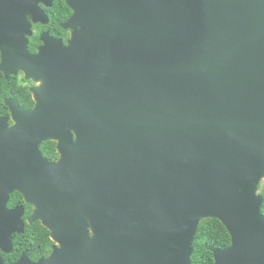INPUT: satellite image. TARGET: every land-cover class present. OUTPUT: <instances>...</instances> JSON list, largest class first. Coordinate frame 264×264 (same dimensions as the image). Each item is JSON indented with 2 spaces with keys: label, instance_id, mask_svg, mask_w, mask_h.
<instances>
[{
  "label": "water",
  "instance_id": "water-1",
  "mask_svg": "<svg viewBox=\"0 0 264 264\" xmlns=\"http://www.w3.org/2000/svg\"><path fill=\"white\" fill-rule=\"evenodd\" d=\"M54 1L0 0V72L38 82L0 115V264L14 191L54 244L10 264H195L206 218L232 238L214 264H264V0H67L69 41L32 52Z\"/></svg>",
  "mask_w": 264,
  "mask_h": 264
},
{
  "label": "trees",
  "instance_id": "trees-1",
  "mask_svg": "<svg viewBox=\"0 0 264 264\" xmlns=\"http://www.w3.org/2000/svg\"><path fill=\"white\" fill-rule=\"evenodd\" d=\"M51 17L53 24L58 28L61 27V22L67 20L72 14V9L68 5L67 0H55L50 7H44ZM47 28L55 32L53 26L39 24L36 27L34 35L30 39L29 49L33 52L38 48L39 32ZM17 98L21 105L25 108H30L33 105L32 95L29 91V83L24 78L22 73L6 78L0 72V115L7 116L10 114L9 107L6 105L7 98ZM43 154L49 160H55L58 156L56 143L53 140L44 141L41 144ZM260 193L264 196V182L259 186ZM10 206L24 205L25 215L28 218L33 210V207L25 202L23 195L14 191L11 193ZM262 212L264 214V202L262 204ZM231 235L221 220L217 218L203 219L199 225L195 242L192 260L195 264H214L213 248H225L231 244ZM14 249L11 255L14 259L19 258L23 251H27L32 260H37L42 256H47L52 252L54 241L51 238L50 230L45 227L41 221L28 223L26 221L25 230L22 233H14L13 235Z\"/></svg>",
  "mask_w": 264,
  "mask_h": 264
},
{
  "label": "flooded vegetation",
  "instance_id": "flooded-vegetation-1",
  "mask_svg": "<svg viewBox=\"0 0 264 264\" xmlns=\"http://www.w3.org/2000/svg\"><path fill=\"white\" fill-rule=\"evenodd\" d=\"M68 19V18H67ZM65 22V21H64ZM64 22H61V27L62 28H58L57 27V25L56 24H53L52 23V21H51V17L49 16V21L47 22V23H40V22H38V23H33V31H34V33H35V30H36V27L39 25V24H42V25H48V26H53V28H55V32H52V30H50V29H47V28H43L40 32H39V39H40V35H41V33L43 32V31H48L51 35H53V36H55L56 38H62L63 39V41H64V43L66 44L68 41H69V39H70V37H71V29H66V28H64L63 27V23ZM34 35V34H33ZM32 37V36H31ZM31 37H30V39H31ZM40 41H41V39H40ZM42 44V41L39 43V45H38V48H39V46ZM38 48H37V50H38ZM36 50V51H37ZM36 51H33V52H36ZM19 73H22L23 74V76H24V73L23 72H19ZM18 73V74H19ZM17 74V75H18ZM14 76H16V75H14ZM24 78H25V76H24ZM26 79V78H25ZM27 80V82L29 83V91H30V88L31 87H33V86H35L36 84H38V82H36V81H34V80H32V79H26ZM30 93H31V91H30ZM31 95H32V99H33V105L30 107V108H25V109H31L33 106H34V103H35V100H34V97H33V94L31 93ZM21 104V103H20ZM10 115V114H9ZM9 115H7V116H9ZM11 123H12V121H10ZM54 141V140H53ZM43 143V142H42ZM41 143V144H42ZM55 143H56V148H57V142L55 141ZM57 152H58V150H57ZM58 157H59V153H58V156L55 158V160H51V161H56L57 159H58ZM10 200V199H9ZM8 206L10 207V208H14V207H16V206H10L9 205V203H8ZM24 206V205H23ZM33 211V210H32ZM25 215V214H24ZM25 219V218H24ZM27 219L28 218H26L25 219V222L27 221ZM28 222V221H27ZM12 252V251H11ZM11 252H5V251H3V250H1V256L3 257V260H4V262L5 263H7V264H10V263H12V262H14V261H16V260H18L19 258H20V256H19V258H17V259H14L13 258V256L11 255ZM51 254V253H50ZM49 254V255H50ZM49 255H47V256H42V257H44V258H46V257H48ZM41 258V257H40ZM39 258V259H40ZM38 260V259H37ZM36 261V260H35Z\"/></svg>",
  "mask_w": 264,
  "mask_h": 264
},
{
  "label": "rangeland",
  "instance_id": "rangeland-1",
  "mask_svg": "<svg viewBox=\"0 0 264 264\" xmlns=\"http://www.w3.org/2000/svg\"><path fill=\"white\" fill-rule=\"evenodd\" d=\"M262 183L264 182V179L261 181ZM261 184V183H260ZM260 192V191H259Z\"/></svg>",
  "mask_w": 264,
  "mask_h": 264
}]
</instances>
